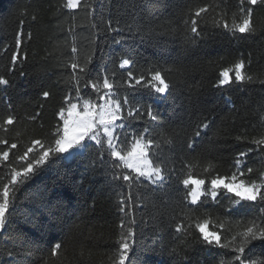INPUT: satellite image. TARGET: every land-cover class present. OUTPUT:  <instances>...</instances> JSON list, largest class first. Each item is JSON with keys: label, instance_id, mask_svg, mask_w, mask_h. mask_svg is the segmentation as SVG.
<instances>
[{"label": "trees", "instance_id": "obj_1", "mask_svg": "<svg viewBox=\"0 0 264 264\" xmlns=\"http://www.w3.org/2000/svg\"><path fill=\"white\" fill-rule=\"evenodd\" d=\"M65 2L0 0V75L11 82V86H0V123L8 112L17 118L7 133L0 130V136L17 142L16 154L22 152L32 139L50 140L59 119L56 113L63 105L64 96L70 92L75 95L73 86L68 82L72 73L69 63L74 55L73 46L77 48L75 56L78 62L83 63L89 54L93 56L92 63L88 65L90 75L87 78L94 79L99 74L102 83L103 76L108 74L117 83L118 96L123 97L127 87L123 85V80L127 76L126 71L119 68L122 55L137 62L133 68L135 74L147 76L150 66L167 67L163 49L174 46V40L178 43V37L174 38L166 32L170 26H182L181 11H187L190 7L194 10L206 4L215 7L216 11H227L229 17L238 11V0H113L110 8L109 0H87L93 5V19L83 6L63 8ZM22 12L26 14L21 15ZM102 14L103 22L100 19ZM33 15L35 20H32ZM212 17L211 11L204 16L205 31H213ZM21 19L25 20L22 51L27 53V60L23 63L24 76L19 75L20 65L8 71L12 67L11 50H2L4 44L14 45V34L19 30ZM109 19L112 27L125 29L122 33L125 37L132 35L126 25L136 23L143 26L145 35L143 38L140 35L129 38L123 46L113 45L112 38L116 34H109L106 30ZM93 22L98 25L95 29L91 26ZM253 24L257 30L255 34L238 33L239 39L229 34L216 36L215 42L203 49L198 58L193 57V63L185 74L165 72L172 95L167 103L155 105L158 119L151 121L145 115L142 120L133 122L138 131H143L145 127L149 129L152 138L159 144V148L153 147L150 151V157L156 162H163L167 169L176 173V177L184 178L189 170L194 176L204 177L207 175L204 168L209 164L213 166V175H230L237 154L248 147L255 148L248 141L264 134V121L260 119L264 114V83H261L264 81V6L255 9ZM149 29L152 31L149 32ZM29 32L31 41L27 40ZM239 59L244 60V71L253 77V81L223 88L213 87L218 82L220 71L232 68ZM80 86L84 88L83 81ZM45 90L51 93L48 99L42 96ZM84 90L92 92L90 87ZM92 98L95 99V93H92ZM129 98L133 104L152 102L146 90L129 93ZM229 99L230 102L226 103ZM8 104L12 105L11 109H8ZM37 113L39 115L34 121L28 119ZM205 117L213 123L196 151L182 149L181 127L190 121L194 126L196 121ZM237 136L244 139L237 142ZM169 139L173 140L172 144L166 142ZM246 162L248 167L254 169L250 179H257L264 172V152L249 153ZM88 163V159L64 160L22 186V190L17 192V214L11 218L7 230L0 232V264H6L9 259L3 253L8 250L25 251L33 241H39L47 253L52 243L65 238L68 226L76 221L77 216H80V220L76 221L80 227L66 247L61 249L60 255L50 257V264H112L110 257L118 247L116 241L122 231L119 227L121 218L128 224L133 216H124L117 211L118 194L125 197L131 195L133 204L139 205L134 211L136 224L132 227L145 247L154 246L156 249L155 252L139 253L141 260L147 264H173V259H179V256L167 255L168 250L179 243L178 239H174L175 235H179L175 233L176 223L190 224L194 231L198 217L223 219L220 205L209 203L197 210L196 205L187 204L183 200L184 186L175 177L160 185H137L131 189L122 185L114 188L110 183L111 177L106 178L102 168H98L94 174L85 173L84 168ZM3 174L0 171V176ZM82 175L87 179L81 188L78 185ZM73 176L75 180L69 183L68 177ZM38 185L47 186L50 193L63 196L67 213L70 214L62 213L65 224L59 229L49 228L47 215H42L35 204L25 200ZM184 204L194 209L189 214L190 220L185 218ZM228 204L225 199L224 207ZM259 213L260 208L257 207L255 212L249 211L244 219L250 220ZM232 219H241V216ZM28 221H34L35 226ZM227 227L231 231L236 230L231 225ZM209 230H212L211 224ZM193 246L202 247L194 242ZM162 247L163 255L159 254ZM180 247L183 249L184 246ZM214 251L222 253L226 250ZM259 253L258 249L256 255ZM190 255L197 254L190 252ZM260 258L264 259V256ZM21 259L23 264H42L36 256ZM199 259L204 260L205 264H211V260L219 264L220 259L227 260L230 256L217 255L210 260L205 253L199 255Z\"/></svg>", "mask_w": 264, "mask_h": 264}, {"label": "snow or ice", "instance_id": "obj_2", "mask_svg": "<svg viewBox=\"0 0 264 264\" xmlns=\"http://www.w3.org/2000/svg\"><path fill=\"white\" fill-rule=\"evenodd\" d=\"M112 3L113 0H109V8ZM81 6L89 17L94 19L93 5L87 0H66L62 5L63 8L68 9ZM261 6H264V0H238V11L233 12L231 17L227 11H216L215 7L207 4L196 7L194 10L190 7L187 11H181L182 26H170L166 32L174 38L178 37V43L174 40L172 42L174 46H165L163 49L167 67L150 66L147 76L137 75L133 71L137 62L122 55L119 68L125 70L127 76V79L123 80V85L127 86L123 97L118 96L117 83L114 79H110L108 74L103 76L102 83L99 74L94 79L87 78L90 75L88 65L92 63L93 56L89 54L84 62L80 63L75 56L77 48L73 46L74 55L69 63L72 73L68 82L73 86L75 95L70 92L64 96L63 105L56 113L59 119L51 139L47 141L32 139L24 146L22 152L16 154L14 150L18 149L17 142H10L6 136H0V171L4 173L0 176V232L7 230L11 218L17 214V192L21 191L22 186H26L34 176L46 172L64 160L88 159L89 163L85 165L84 172L94 174L98 168H102L104 176L111 177L110 183L114 188L122 185L129 189L137 185L146 187L160 185L165 180L172 181L175 177L179 184L184 186L183 200L187 201V204L196 205L197 210L209 203L223 208V219L218 217L211 220L198 217L194 224V231L190 224L185 226L181 222L176 223L175 233L179 235H175L174 239H178L179 243L174 244L167 252L170 257L179 256L178 260L173 259V264H205L204 260L199 259V255L205 253L210 260L217 255L230 256L227 260L220 259L219 264H264V259L260 258L264 256V172H261L257 179H250L254 169L248 167L246 162L249 153L264 152V134L248 141L255 148L248 147L237 154L230 175H213V166L209 164L204 168L206 176H194L189 170L181 179L176 177L173 170L167 169L163 162H156L150 157V151L153 147L159 148V144L152 138L147 127L143 131H138L133 124L134 121L142 120L145 115L151 121L158 119L155 105L167 103L172 95L171 85L166 82L165 72L185 74L189 65L193 63V57L198 58L203 49L209 47L211 42H215L216 36L229 34L239 39L238 33L255 34L257 30L253 24V14L255 9ZM210 11L213 13L211 20L213 31L208 32L205 31L203 24L204 16ZM25 14L21 13V15ZM35 19L33 15L32 20ZM100 19L104 21L103 14ZM24 24L25 20L21 19L19 30L14 34V45L4 44L2 49L4 52L11 50L12 67L8 71L11 72L15 66L20 65V76L26 75L23 63L27 60V53L22 51L25 44ZM91 26L94 29L98 27L95 22ZM126 28L132 34L131 37H125L122 34L125 29L112 27L111 20H108L107 32L116 34L112 38L113 45L123 46L127 39H134L137 35L143 38L145 35L143 26L138 23L126 25ZM70 30H72L71 27ZM151 31L149 29V32ZM31 38V33H27V40L31 41ZM93 43H95L94 40ZM13 47L14 50H12ZM244 69V60H237L232 68H224L220 71L218 82L213 87L223 88L251 83L253 77L247 75ZM230 73H234V76ZM82 81L83 89L80 86ZM0 86H11V82L0 75ZM89 87L92 89L91 93L84 90ZM139 90H146L152 102L133 104L129 93H136ZM92 93H95V99L92 98ZM42 96L48 99L51 93L45 90ZM227 102H230V99ZM7 107L11 109L12 105L8 104ZM38 115L39 113L28 119L34 121ZM16 119V116L8 112L0 123V130L7 133L10 130L9 126L13 125ZM260 119L264 121V114L260 116ZM212 123L205 117L203 120L196 121L194 126L191 121L182 126L181 148L195 152L200 141L207 135V131L211 130ZM243 139L241 136L236 137L237 142ZM166 142L172 144L173 140L169 139ZM152 155L155 156L156 153L153 152ZM80 179L81 183L78 187L82 188L87 176L82 175ZM74 180V176L68 177L69 183ZM225 199L229 202L227 207L223 205ZM25 200L35 204L42 215H47L48 227L52 229H59L65 224V215L62 213L70 214L67 213L63 196L60 193H50L47 186L38 185L25 197ZM23 202L19 201V203ZM187 204L183 205L185 218L190 220L189 214L194 209H189ZM138 207V204H133L131 195L125 197L123 194H118L117 211L124 216L129 214L133 216L128 224L121 218L119 227L122 231L116 241L118 247L110 257L112 264H147L146 261L141 260L139 253L156 251L154 246L145 247L132 227L136 224L134 211ZM257 207L260 208L259 216H253L250 220L244 219L249 211L255 212ZM236 216H241V219H232ZM173 219L176 218L173 217ZM79 220L80 216H77L76 221ZM76 221L68 226L65 238L52 243L47 253L44 252L43 245L39 241H33L25 251L8 250L3 253L9 258L6 264H23L21 258L24 256H36L42 264H50V257H58L61 249L66 247V243L72 239L73 233L80 227ZM28 222L35 226L34 221ZM210 224L212 230H209ZM228 225L235 227L236 230L231 231ZM193 242L202 247H194ZM181 245L184 246L183 249ZM215 249L226 251L217 253ZM258 249L260 253L257 256ZM190 252L197 255H190ZM81 253L83 254V249ZM159 254H164L163 247ZM211 264H217V262L211 260Z\"/></svg>", "mask_w": 264, "mask_h": 264}, {"label": "rangeland", "instance_id": "obj_3", "mask_svg": "<svg viewBox=\"0 0 264 264\" xmlns=\"http://www.w3.org/2000/svg\"><path fill=\"white\" fill-rule=\"evenodd\" d=\"M230 75H233L234 76V73H230Z\"/></svg>", "mask_w": 264, "mask_h": 264}]
</instances>
